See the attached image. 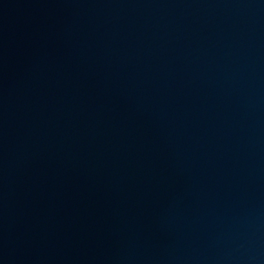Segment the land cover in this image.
Listing matches in <instances>:
<instances>
[{
	"label": "water",
	"instance_id": "water-1",
	"mask_svg": "<svg viewBox=\"0 0 264 264\" xmlns=\"http://www.w3.org/2000/svg\"><path fill=\"white\" fill-rule=\"evenodd\" d=\"M0 264H264V0H0Z\"/></svg>",
	"mask_w": 264,
	"mask_h": 264
}]
</instances>
